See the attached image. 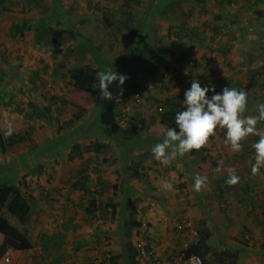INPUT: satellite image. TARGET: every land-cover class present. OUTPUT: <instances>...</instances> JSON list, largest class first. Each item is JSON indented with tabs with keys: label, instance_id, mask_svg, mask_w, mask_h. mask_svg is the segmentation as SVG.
Instances as JSON below:
<instances>
[{
	"label": "rangeland",
	"instance_id": "rangeland-1",
	"mask_svg": "<svg viewBox=\"0 0 264 264\" xmlns=\"http://www.w3.org/2000/svg\"><path fill=\"white\" fill-rule=\"evenodd\" d=\"M163 1L167 4L161 11L157 0H13L7 5L10 13H0V70L4 72L0 84V123L23 117L30 129L17 135L4 134L7 149L3 151L0 146V183L16 185L33 199L29 226L20 224L6 209L2 217L22 232L26 231L34 244L33 249L27 252H8L0 264H49L39 241L43 233L57 240L61 235L55 217L59 216V208L63 204L61 200L69 198L63 192L67 174L73 166L69 157L75 141L83 146L105 144L109 147L110 163L104 170L117 176L115 183L118 186V190H114L117 194L109 198V202L116 204V201H121L122 205L115 213L109 208L106 221L98 219L91 222L83 211L73 213L82 227L66 235L65 239L69 241L63 250L68 253L74 250L73 236L80 240L100 236L104 238L102 248L108 254L116 249L121 255L125 243L131 241L134 247L139 242L154 251L162 264H182L181 250H184V245L177 250L179 252H174L176 254L172 255L171 263L172 252L165 253V248L163 250L161 246L156 250L149 237L160 240V236L167 233V241L172 244L179 239L182 244L194 242L195 236L191 231H213L218 225L215 218H219L221 213L225 219L223 210L226 212V208H230V215L234 208L245 215L246 206L258 212L264 223V211L258 210L260 205L253 204L250 198L241 197L237 189L226 183L225 173L216 172L217 168H234L226 166V157L215 152L209 156L210 166L203 167L199 163L210 153L211 147L212 151L216 150L212 146L214 141L221 146L217 151L228 155L232 152L229 151L232 150L230 144L225 142L226 129L217 127L202 148L183 156L177 155L167 164L156 160L151 152L155 144L163 141L168 129L163 121L164 112H167L166 103L177 96L184 98L193 79H197L202 86L214 87L216 93L229 86L246 91L247 105L242 116H258L257 105L264 103V8H260L263 14L251 16L257 15L258 9L253 6L256 0H205L203 4L199 0H184L180 4L173 0ZM233 1L240 3L234 5ZM246 2L252 5L250 9ZM153 3L157 11L150 13L154 16L152 18L146 9H151ZM189 7L193 8V15ZM201 18L209 19V23L200 25ZM44 20L47 23L43 24ZM215 20L224 30L226 43L230 39L226 30L239 34L232 39V44L229 40L230 44L226 47H232L220 68H215L213 64L217 53L212 48L217 41L211 33L207 36L203 34L212 32L210 24ZM141 24L144 28L142 32ZM43 27L54 30L53 34L59 27L62 45H57L53 35L50 37L51 44L45 45L41 32H38ZM39 40H43L42 43ZM197 61L202 64L195 69ZM79 68H96L98 72L116 70L136 85L135 90L123 89L117 99L116 116L122 127L119 135L115 136L98 124L97 109L101 108L104 100L97 89L98 77L95 85L98 92L94 96L82 95L73 89L69 79L63 80L66 71ZM163 76L168 82L170 78L175 80L164 90L157 86ZM42 82H47V87ZM115 84L118 85L116 81L113 82ZM48 90L50 93L47 94ZM211 95L212 92L207 94ZM53 96L60 104H53ZM137 100H141L140 103ZM159 106L163 107V112L157 109ZM80 109L87 113L76 121ZM256 128L264 134V121H259ZM19 136L25 138L24 141L12 146L15 140L11 138ZM258 139L259 135L249 134L240 141L241 149L236 151L244 162V159L250 162V168L255 163L252 145ZM19 151L24 154L23 157L18 158ZM134 169L142 175L141 179L134 177ZM197 175L207 176L202 190L210 197H199L200 193L193 190L192 184ZM257 175L264 186V167ZM89 183L92 181L89 180ZM49 184L53 187L49 188ZM93 187L89 186L92 194L95 192ZM50 189L61 191V194H54V199L61 201L59 204L47 202L46 193L52 191ZM200 199H203L204 206L202 214L190 218L189 209L202 204ZM259 200L263 202L264 196L256 203ZM128 201L134 202L135 218L142 224L129 240L121 232L123 211ZM86 204H89L88 200ZM252 205L257 206L254 208ZM130 209V212L133 211ZM218 226L219 229L215 227L217 237L210 241L212 248L221 251L230 249L232 253L240 249L238 258L240 254L250 253L254 257L250 255L248 259L254 260L246 262L264 264V246L251 243L252 236L243 224L231 227L230 235ZM147 228L150 235L144 236ZM242 235H245L246 241L241 240ZM125 239L127 242L124 243ZM106 252L104 254L107 255ZM82 257L73 255L72 262L69 260L68 264H80ZM209 260L211 264L215 263L213 258ZM136 261L145 264L139 257ZM117 264H130V260L122 257Z\"/></svg>",
	"mask_w": 264,
	"mask_h": 264
},
{
	"label": "trees",
	"instance_id": "trees-1",
	"mask_svg": "<svg viewBox=\"0 0 264 264\" xmlns=\"http://www.w3.org/2000/svg\"><path fill=\"white\" fill-rule=\"evenodd\" d=\"M11 1L13 0H0V13H3V14L10 13L7 8V5L11 4ZM199 1L203 4L205 0H199ZM44 23H47V20H44L43 24ZM142 27H143V24L140 25V28H141L140 32L144 30V28ZM53 31L50 28H44V27L38 29V32H41L40 37L41 39L44 40L45 45L51 44L50 43L51 35L54 36L52 37V39H54V41L57 42L58 46L62 45V40L59 38L60 28L58 27L57 29H55V34H53ZM43 40H39V43H42ZM231 47L232 45H229L227 49L230 51ZM62 69L67 70V68H62ZM97 73L98 71L96 68H93L92 70H89V68L72 69V70L66 71V73L63 75V80L67 81L69 79L72 82L73 89L81 93L82 95L94 96L98 92L95 87V85L98 82L97 76H96ZM3 76H4V72L3 70H0V84L2 82ZM174 81H175L174 79L171 80L170 78L168 82L165 80V77H164V79H160V82L157 86L160 89L164 90L168 88L169 86H171V84H173ZM42 85L44 87H47V82H42ZM123 89L135 90L136 85L134 84L132 80H128V79L125 80V83L122 86H119L117 84L112 85V87L109 88V91L112 92L113 98L109 101L103 100V104L101 105V108L97 109V111H99L97 114L98 124L100 125L101 128L106 129V131H110L115 136L119 135L122 129L120 123L117 121V116H116L117 115L116 114L117 103L116 102L119 96L121 95V92ZM237 90H240V89L238 88ZM48 93H50V90L47 91V94ZM183 99H184L183 97L177 96L176 99L168 100V102L166 103L167 112H164L165 118L163 119V121L166 122L165 126L167 128H170V127L177 128V126L175 125L174 117L177 111H182L184 109ZM52 102L54 105L60 104V101L58 100V98H55L54 96L52 98ZM166 106L164 108H166ZM157 109L160 112H163V107L159 106ZM18 112L23 113L24 110H19ZM86 113H87L86 110L80 109L79 113L76 115V121L80 120L83 117V115H85ZM26 122L27 121H25L23 117H18L9 122L0 123V146L3 151L7 149V146L5 145L4 134L8 132L9 129H11V134H15V135L26 132L29 129L28 128L29 124H27ZM31 129H32V132L34 133V129L33 128ZM74 133L73 135L75 136ZM88 135H84V137ZM81 138H83V136ZM11 139L15 140V141H12V146H13L19 142L24 141L25 138H23L22 136H19V138L12 137ZM12 150L15 151L16 149L13 147ZM19 152H16V153L18 154ZM108 152H109V147L105 144L104 145L90 144L87 146H83V144L77 143L75 141L74 145L71 148V152H70L71 156L69 157V161L73 163L75 160L80 159L79 161L82 160V164H81V170L79 171V174H76V177H72L71 182L75 180L76 182L74 183V185L75 184L77 185V183L79 182L80 184L81 183L86 184L88 180L87 178L88 173L90 171H97L98 167H100L99 165L95 167L92 166L94 164L95 159H101L102 163L106 164L108 160L107 159ZM23 155L24 154H22L21 152L18 158L23 157ZM128 171L129 169L126 170V173H128ZM133 172H134V177H136L137 179H141L142 175L139 174V172L136 169H134ZM97 183H98V187H97L98 190L95 191L96 194H92L93 193L92 191L88 193L89 204H87L88 206L87 208H85L86 209L85 212L89 216L90 221H94V220L97 221L99 218H102V217L104 221H106L109 216V212H108L109 208L102 205L103 203L101 201L102 200L101 198H103V196L105 195L106 188L111 186L112 183H109L107 179H105L104 181L103 179H98ZM111 187H113L112 188V191H113V190H116L118 186L117 184H114ZM108 189L110 190V188ZM53 194L54 192L53 193L47 192L46 193L47 200L54 202L55 199H54ZM94 195H96L95 198H93ZM90 197H92L91 200H90ZM31 200H33L32 197L25 195V193H23L16 185H12L9 183H0V260H2L6 256V254L10 251L18 253L20 251L27 252L33 249L34 244L31 238L29 237V235L27 234V232L26 231L22 232L17 227L9 223L7 219L2 217V212L4 209H6L12 217H14L16 220L19 221L20 224H22L23 226H29L31 223V215H32ZM127 204H128L127 207L123 211L121 232H122V235L125 236V238L129 240V238L133 236L134 231L139 229L142 224L141 222H139V220H136L135 218V212H134L135 208L132 207L135 205L134 202L132 203L131 201H128ZM110 205L111 207L116 206V204L114 203H111ZM201 207H202V204H199L189 209L188 213H189L190 218H196L199 215H201L203 211ZM129 208H131L130 210H133V211L130 212ZM228 211H230V208H226V212H224L223 210L225 218H226V215H228ZM128 212H129V215H128ZM114 213L112 211V216ZM126 213H127V218L125 217ZM69 223H70V220H69ZM230 223H231V227H234V224L232 222ZM67 226L68 227H66L64 231V233L66 234L67 232H69V224H67ZM196 233H197L196 241L190 242V243L187 242L189 243V247L184 252L186 259H190L193 257H199L202 259L204 264H211L209 259L213 258L215 260L214 264H237L238 253L236 254L232 253L230 249L221 251V249L211 247L210 241H211L212 235H214L213 231H210V230L209 231H206V230L197 231L196 230ZM47 235L48 234L43 233L39 241L40 246L44 253H49V251L52 252L55 249L59 251L63 250L65 243H66V241H64L65 236L60 235L58 240L57 239L53 240V238L51 239L49 237L50 235L49 236ZM138 235L140 234L138 233ZM144 236H149L148 228ZM126 239L124 240V243ZM241 239L243 241H246L245 235H242ZM237 243H240V242H237ZM182 245L183 244H181V246ZM123 246H124V252H125L124 258L129 259L130 264H140L138 261H136V258L138 259L139 257V253L136 249V245H134L133 247V243L129 241L125 243ZM78 250L79 248L76 249V251ZM105 257L106 258L104 262L100 264H116L117 263L116 261H119L122 259L121 256H106L105 255ZM228 257H230L231 260L228 261L227 260ZM58 263L59 262H57V264Z\"/></svg>",
	"mask_w": 264,
	"mask_h": 264
},
{
	"label": "crops",
	"instance_id": "crops-1",
	"mask_svg": "<svg viewBox=\"0 0 264 264\" xmlns=\"http://www.w3.org/2000/svg\"><path fill=\"white\" fill-rule=\"evenodd\" d=\"M157 1H158L157 4L160 5L159 10L162 11V9H163L162 7L167 3H165L163 0H157ZM183 1L184 0H173V2H178L179 4ZM212 3L214 5V1ZM239 3L236 1H233L234 5H238ZM245 4L248 5L249 9L252 6V5H250L249 2H246ZM152 5L153 6L151 7V9L150 8L146 9V12H148L149 16H151L153 18L154 16H152L151 14L156 13V12H152V11H154V10L157 11V9L154 7L155 6L154 3ZM253 6L255 7L256 10L257 9L258 10H257V15H251V16H259V15L263 14V12L261 11L260 8L261 7L264 8V0H256L253 3ZM175 8H178V7H175ZM188 9L191 10L192 15H193L194 14V12L192 11L193 8L189 7ZM188 11L186 13H188ZM183 15H184V13H183ZM207 20H209V19L201 18L200 19V21H201L200 25H202V24L206 25V23H209V21H207ZM216 21L217 20L211 21L212 23L210 24V26H211L212 32H209V31H206V32L201 31V32H203V34L205 33L206 36H207V34L211 33L212 36L217 41V44L214 45V47L212 48V51L217 53V55L214 57L213 64H214L215 68H220L221 64H224V62H226L225 55L229 51L226 46L228 44H230L229 40L231 39V44H232L233 43L232 39L235 36H238L239 34L236 32L232 33L231 31L226 30V36L230 37V39L227 40V43H226L225 35L223 34L224 30L222 28H220V26L216 23ZM191 22H193V21H191ZM183 25L185 26L186 23L184 22ZM197 34H196L197 36H201V34L200 35H199V33H197ZM205 35H203V36H205ZM200 62L201 61H197L195 69H198V67H201L199 65H201L202 63H200ZM195 74L198 75L199 73L196 71ZM217 93H219V92H217ZM223 145H224V143H223ZM212 146H215L213 148H216V150L212 151V147H211L210 148L211 151L209 153L211 155H209V154L205 155L204 157H202V159L199 161V163L203 167L210 166L211 161L209 160V156H212V154H214L215 152H217L219 156L221 154L222 157H226V166L227 167H229V166L234 167L236 174L240 177L239 181L236 184L232 185L234 187V190L237 189V191H239V195L241 197L250 198V201H252L253 204H259L260 205V206H258L259 212H262L261 210L264 211V201L262 202L259 200V203H256L258 199H260L264 196V190H261L262 188L264 189V186L261 185V183H262L261 180H259L257 178L258 175L252 174V170H251L250 164H249L250 162L246 159H244L245 160V162H244L241 159L240 154H238L236 151L229 150V151H232L229 155L225 154V152L217 151L221 147L220 143H218V141L217 142L214 141V144H212ZM223 148L226 149V146H223ZM235 154H237V155H235ZM197 155H198V153H197ZM107 159L108 160H107L106 164L102 163L101 159H95L94 164L92 166L95 167V166L99 165L100 167H98L97 171H90L88 173V176H87L88 180H87L86 184H83V183L80 184V182H79V183H77V185L76 184L74 185L75 182H71V178L76 177V174H79V171L81 170L82 160L79 161L80 159H77L73 163L71 162V164H73V166L71 168V172L67 174L68 180H65V183H64L65 184V190L63 192L64 194H68L69 198L61 200L62 202L60 200H56V199L54 200V202L47 200V202L49 204H59L60 202L63 203L59 208V212H60L59 216L55 217V219H57V223H58L59 228H60L58 230V232L62 236L66 237L67 234H72V231L75 232V231L81 230V227H82L81 222L79 221V219H76V217H75V215H73V213L77 214L78 212L83 211V213L87 215V213L85 212L86 211L85 208H87V206H88L86 204V201L87 200L89 201L88 193L91 192V189L89 191V186H90V188L92 186H94L93 188H95V191H97L98 190V188H97L98 187V183H97L98 179H103V181L105 179H107L109 181V183H112L111 186L116 184L115 182L117 181V176H112L110 173H107L104 170V167L107 166L108 163H110V161H109L110 157L109 156L107 157ZM192 161H194V158ZM187 164H189V163H187ZM244 166H246L247 168L243 169ZM248 167L250 168V170H249L250 172L248 171ZM227 169H223V167H222V168H220V171H216V172L221 173V174L225 173V175L228 178V174H226V173H228V172H226ZM243 173H244V177L242 178ZM204 176H206V175H204ZM89 180L92 181L91 184L89 183ZM111 186L108 187V188H110V190L108 188H106L105 195L103 196V198H101L102 200L101 199H99V200L102 201V203H103L102 205H104L105 207L111 208L113 211H115V210H117V208H119L120 205H122V202L116 201V206L111 207V205H110L111 203L109 202L110 201L109 198H114L115 194H117V193H115L114 190L112 191L113 187H111ZM51 187H53V186H51V184H49V188H51ZM49 188H48V190H49ZM202 188H205V187H202ZM202 188L199 191V193H200L199 197L206 198V196H209L210 194L205 193L202 190ZM116 189L118 190V188H116ZM50 190H52V189H50ZM49 192L53 193V190L49 191ZM246 192H247V194H246ZM55 193L61 194V191L57 192V190H56V191H54V194ZM54 194H53V196H54ZM94 194H96V192H94ZM95 196L96 195H94L93 198H95ZM91 199H92V197H90V200ZM241 199H244V198H241ZM241 199H240V202H243ZM202 200L203 199H200V203H202V205H203ZM252 206L255 208L257 205H252ZM72 208H77L76 209L77 211L75 209H72ZM201 208H204V206H202ZM244 208L247 211V214H245V215L240 214L238 211L236 212L235 210H237V208H234V210L231 208L232 209L231 215L228 211V215H226V218L224 219L220 213L218 216L219 218H215L216 219L215 222H217L218 225H220V227L222 228L221 231L226 230V235H230V232H229V230L231 228L230 222H232L234 224V226H235V224H239V225L243 224L244 225L243 228L246 230V232H249L252 236L251 243L252 244H260V245L264 246V223H262L263 220L260 218V214H258V212H255L254 210H249L246 206ZM231 217H233L234 219L231 220L230 219ZM87 219H89V216L87 217ZM100 219H103V217L99 218V220ZM69 220H70V223H69ZM71 220H72V222H71ZM67 224H69V232H67V234H66V233H64V231H65V228L68 227ZM218 225L215 226L217 229H219ZM55 226L57 227V225H55ZM215 227L213 230L214 235H212L211 241H213L214 238L217 237V235H218V234H216L217 231H215ZM59 236H58V238H59ZM94 237H95L94 239L86 238L84 240H80L79 238H77V236H73V244L72 245H75L73 247L74 250H72L71 252L68 253L67 250L66 251L61 250L58 252L55 249L52 252L46 253L45 257H47V259H49V264H57V262H59L58 264H68L69 260L72 262L73 259H71V258H73V255L79 256V258H80V256L83 255V257L79 261L80 264H95V263L100 264V263H103L105 258H106L105 257L106 254H104V252H106V250H104L102 248L103 244L101 243V241L104 240V238H102L100 236H94ZM160 238H161L160 240H155V239L149 237V239H151L150 243L156 250H158L156 247L160 248V246H161L163 250L165 248V253L172 252V253H170L171 258H169V261H171V263H172V261H173L172 255L176 254L174 252H176L177 250H180L182 243H181L180 239L178 240V242H176L174 244L168 242L167 241V239H168L167 233H163L162 236H160ZM53 240H55V239H53ZM64 241H66L65 245H67L69 239H68V241H67V239H65ZM229 242L231 243L230 240H229ZM39 245H40V242H39ZM226 246H228L227 243H226ZM77 248H79L78 251H76ZM239 250L240 249H236V251L238 253H239ZM110 252L111 253H109V254H108V252H106L107 253L106 256H121L122 255L121 257H125L124 250H122L121 255L119 254V250H116V249L111 250ZM177 252H179V251H177ZM237 252H234V253L236 254ZM240 255H239V258L237 259L238 260L237 264H250L251 262H246V260H250V261L254 260V259H248L250 257V255L253 256L250 253H245L244 254V255H246L245 257H242V256H244L242 254H240ZM34 259H36V258H34ZM227 260L229 261V260H231V258L228 257ZM252 264H259V263L254 262Z\"/></svg>",
	"mask_w": 264,
	"mask_h": 264
},
{
	"label": "clouds",
	"instance_id": "clouds-1",
	"mask_svg": "<svg viewBox=\"0 0 264 264\" xmlns=\"http://www.w3.org/2000/svg\"><path fill=\"white\" fill-rule=\"evenodd\" d=\"M97 77V89L100 90L101 98L108 101L113 98L109 91L113 82L116 81L122 86L127 79L125 75L111 69L99 71ZM209 92L213 93L210 97L207 96ZM183 105L184 109L175 113L177 128H168L163 141L151 148L156 160L167 164L177 155L183 156L194 149L202 148L219 127L226 129L225 142L230 144L233 151L241 149L240 141L249 134L259 135L258 141L252 145L255 151V163L251 165L252 174H257L264 167V134H260L256 128L259 121H264V103L257 105L258 116L244 117L242 114L247 105L246 91L229 86L216 93L214 87L202 86L197 79H193L190 88L184 93ZM5 135H11V129ZM216 171H220V168ZM227 172L226 183L236 184L240 177L235 169L228 168ZM207 179L206 176L194 177L193 190L199 192Z\"/></svg>",
	"mask_w": 264,
	"mask_h": 264
},
{
	"label": "built area",
	"instance_id": "built-area-1",
	"mask_svg": "<svg viewBox=\"0 0 264 264\" xmlns=\"http://www.w3.org/2000/svg\"><path fill=\"white\" fill-rule=\"evenodd\" d=\"M138 101V103L141 101V100H137ZM191 232H193L194 234V236H195V241H196V239H197V233H196V231H191ZM184 246H185V248H184V250L182 251L181 250V255H182V257H181V263L182 264H204L203 263V261H202V259L201 258H199V257H195L196 259H192V258H190V259H186L185 257V251L188 249V247H189V243H185V244H183ZM136 249H137V251H138V253H139V258L145 263V264H162V261L161 260H159V259H157L155 256V252L154 251H152V250H150V249H148L147 248V246H145L144 244H140L139 242H138V244L136 245Z\"/></svg>",
	"mask_w": 264,
	"mask_h": 264
}]
</instances>
